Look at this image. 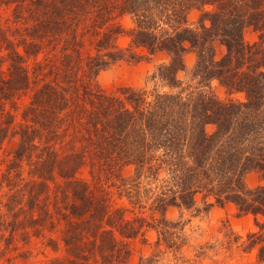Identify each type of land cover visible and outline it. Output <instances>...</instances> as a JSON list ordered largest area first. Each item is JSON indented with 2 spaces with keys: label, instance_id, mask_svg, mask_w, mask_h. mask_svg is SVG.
I'll use <instances>...</instances> for the list:
<instances>
[{
  "label": "trees",
  "instance_id": "1",
  "mask_svg": "<svg viewBox=\"0 0 264 264\" xmlns=\"http://www.w3.org/2000/svg\"><path fill=\"white\" fill-rule=\"evenodd\" d=\"M0 3L14 4L16 16L26 13L20 43L7 40L10 76L0 82V144L9 136L19 139L0 187L24 179L19 168L25 158L35 176L17 190L10 187L4 201L9 213L19 214L24 196L31 210L40 207L49 182H56L66 201L57 213L66 221L69 264H91L97 253L109 264L121 254L114 229L127 238L139 232L111 205L109 187L132 197L129 180L148 178L156 184L155 211L193 208L199 195L212 198L211 204L233 203L255 217L260 231L254 235L264 239V0ZM194 10L199 15L192 21ZM126 15L130 41L119 47L124 30L115 20ZM218 44L225 47L222 55ZM139 49L169 56L151 74L152 86L105 92L93 85L109 64L140 60ZM191 52L197 59L184 80L179 74ZM31 58L33 67L23 66ZM215 82L226 98L214 93ZM20 92L30 100L17 123L5 102L15 106ZM123 165L134 166L132 179L119 174ZM85 167L91 181L78 175ZM251 171L261 178L254 188L245 181ZM2 204L0 197V229Z\"/></svg>",
  "mask_w": 264,
  "mask_h": 264
},
{
  "label": "rangeland",
  "instance_id": "2",
  "mask_svg": "<svg viewBox=\"0 0 264 264\" xmlns=\"http://www.w3.org/2000/svg\"><path fill=\"white\" fill-rule=\"evenodd\" d=\"M207 8H211L210 5ZM14 4L0 3V82L8 80L10 73L9 43H20L26 28L24 17L26 13L16 16ZM199 15L198 10L190 14L192 21ZM115 23L122 26L124 32L119 35L116 44L119 47L129 45L128 28L132 25L130 16H121ZM255 35L248 31L246 38L253 40ZM23 50L22 47H20ZM225 47L217 45L218 55H222ZM140 60H121L109 64L99 71L93 85L105 92H114L122 87L152 86L150 76L156 67L166 62L169 56L160 52L150 55L147 51L139 49ZM41 54L39 59L43 58ZM31 58L23 66L33 67ZM197 56L191 52L185 56L187 69L180 72V77L188 80L190 72L196 62ZM213 91L221 98H226L224 90L213 84ZM16 105L12 101L5 102V106L17 116V123L22 120V112L28 105L30 95L23 92L14 96ZM1 119V118H0ZM211 130V127H208ZM17 136L7 137L0 144V177L11 163L14 151L18 147ZM28 158H25L19 168L21 178H16L17 184L11 186L5 183L0 187V197L3 201L1 211L5 225L0 229V264H69L68 259L72 254L62 239L66 221L57 213V208L66 201L57 192L59 184L50 181L48 188L40 198V207L30 209L29 198L24 196L21 211L17 215L8 212L4 205L10 187L14 190L22 187L27 179H34L30 173ZM119 174L132 179L135 173L133 165H123L118 170ZM78 175L91 181L89 168H83ZM133 178L128 186L134 188L136 195L129 197L127 193L120 195L117 186L109 187L110 203L114 208L121 210L123 216L139 229L136 236L127 238L114 229V234L121 248L109 264H264V239L254 235L260 231L252 214L240 213L233 203L219 205L212 203L213 199H203L198 196L193 208L170 206L163 212L153 209L152 189L155 183H149L148 178ZM246 185L254 188L261 183L260 174L251 171L246 175ZM106 187V184H105ZM13 190V192H14ZM58 198V202H57ZM48 212V213H47ZM47 214V215H46ZM33 219H37L35 222ZM7 222H10L6 227ZM53 222V225L52 223ZM16 226L11 233L10 227ZM104 228H110L102 224ZM163 227L166 233L163 234ZM264 238V237H263ZM87 238L81 240L86 244ZM97 252V251H96ZM96 254V253H95ZM119 255V256H118ZM91 264H105L97 253L96 259L90 258ZM108 264V263H107Z\"/></svg>",
  "mask_w": 264,
  "mask_h": 264
}]
</instances>
